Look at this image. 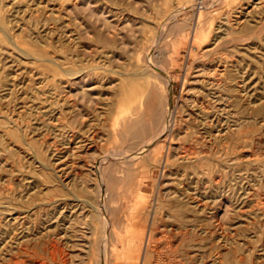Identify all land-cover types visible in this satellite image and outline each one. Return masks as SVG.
<instances>
[{
  "label": "rangeland",
  "instance_id": "374dc122",
  "mask_svg": "<svg viewBox=\"0 0 264 264\" xmlns=\"http://www.w3.org/2000/svg\"><path fill=\"white\" fill-rule=\"evenodd\" d=\"M255 5L254 24L231 32L227 18ZM220 61L216 138L195 101ZM243 76L252 104L225 88ZM261 97L264 0H0V264H101L104 240L107 264H264ZM168 104L174 127L148 155L99 167L159 136Z\"/></svg>",
  "mask_w": 264,
  "mask_h": 264
},
{
  "label": "bare ground",
  "instance_id": "6f19581e",
  "mask_svg": "<svg viewBox=\"0 0 264 264\" xmlns=\"http://www.w3.org/2000/svg\"><path fill=\"white\" fill-rule=\"evenodd\" d=\"M73 2V1H72ZM263 2V1H261ZM9 4V3H8ZM263 6V5H262ZM77 7V6H76ZM262 8V7H261ZM244 9V8H243ZM247 9V8H246ZM248 9L249 6H248ZM258 5H255L252 10H248L245 12V14L243 15H239L236 19L232 20L230 17L227 18V25L230 29L231 32L235 33L237 32L239 29H242L243 27H245L246 25L252 23L250 22L247 18L249 17V15L251 16V14H254L257 10H258ZM242 13V12H241ZM238 14V13H237ZM63 15V14H62ZM61 15V16H62ZM179 16V13L177 11H174L172 12L165 20L164 22H162L163 24L161 26H159L158 30H159V34L156 36L155 40H154V43L152 45V48L151 50L149 51L148 53V57L149 60L146 59L145 63L147 64V61H152L153 59V56L155 54V51L157 50V47H158V43L162 40V38L164 37L166 31H167V27L169 26V24L173 23L176 21V19L178 18ZM249 19L251 20V18L249 17ZM257 21V20H256ZM259 23V22H258ZM254 24V22H253ZM252 24V25H253ZM217 29V28H216ZM210 34V33H209ZM220 34V32H219ZM218 37V36H217ZM244 37V36H243ZM11 38V37H10ZM252 41V40H251ZM231 42V41H230ZM238 43V42H237ZM249 43V42H247ZM203 45V44H202ZM221 45V42H220V38H217V40L215 39V42L213 44V48H208L207 50H205V55L206 57L207 56H211L213 55L214 53H217V51L220 49ZM233 46V44H232ZM230 48V47H229ZM246 48V47H245ZM260 51V50H259ZM227 53V52H226ZM216 55V54H215ZM261 55V54H260ZM191 56V55H190ZM254 56V55H253ZM156 57V56H155ZM209 58V57H208ZM230 58V57H229ZM231 59V58H230ZM236 59V58H235ZM254 60V59H253ZM256 60V59H255ZM225 61V60H224ZM237 61V60H236ZM195 62V61H194ZM197 62V61H196ZM223 62H219L218 64L215 65V69L214 70H209V71H206L205 74H204V77H203V72H202V76H199V78L197 77V82L201 85V88L200 89V93H199V96L196 98H194V100L196 99V110L198 112V114L200 115L202 121L201 123H203V121L205 122L203 125H204V130L206 131V134H210V135H213V134H216L214 135V137H220L223 130H219L217 129V126L215 125V122H218L216 121V117H214V110H212V108L208 105L209 102H215V101H224V97L223 96L224 94H222V82H226L224 81V78L225 76H228L226 75V67L223 66L222 64ZM231 63V62H230ZM229 63V64H230ZM235 63V62H234ZM262 63V62H261ZM153 65V64H152ZM225 65V64H224ZM229 67V66H228ZM204 68V67H203ZM230 68V67H229ZM237 68V67H236ZM155 69H158V70H161L160 68H155ZM199 69V68H198ZM247 70V69H246ZM239 71V70H238ZM151 72H154V70L152 69V67L150 66H147L146 69L142 72L143 73H146L147 75ZM228 74V73H227ZM240 74V73H239ZM201 75V73L199 74ZM235 76V75H233ZM201 77V78H200ZM241 77V75H240ZM195 79V77H194ZM226 79V78H225ZM228 80V79H227ZM230 80V81H229ZM228 82H227V87L226 90L228 93H232V94H235L237 99H240V100H243L244 102H248L249 104H252L254 102H252L251 98L252 96H250L249 92H248V87H247V84H246V79L245 77L243 76L241 79H229ZM171 81V80H170ZM195 82V81H194ZM196 82V83H197ZM197 83V84H198ZM199 85V86H200ZM225 85V84H223ZM225 85V86H226ZM129 87V86H128ZM252 87V86H251ZM224 88V89H225ZM166 93H168L169 95L171 94L172 92V85L169 84L165 90ZM146 93V92H145ZM93 96V95H92ZM232 96V95H230ZM234 96V95H233ZM125 100L126 102L128 103V106H130L132 104V96L130 94H128V92H126V96H125ZM169 97V96H168ZM229 97V96H228ZM193 100V99H192ZM233 100V99H232ZM260 101H262L261 103V108H264V97H261L260 98ZM243 102V103H244ZM62 103V102H61ZM189 103V102H188ZM215 104V103H214ZM221 104V103H220ZM259 104V103H258ZM193 105V104H192ZM242 107V106H241ZM166 124L164 126V128L162 129V132L159 136H156L155 138L151 139L149 142L145 143L143 148L140 150L139 153L135 154V155H132V156H129V155H126V154H122V155H119V154H116V153H113L109 156H107L105 159H102V161L99 162V167L103 166L106 162L108 161H116V160H124V161H127V160H130V162H137L139 161L142 157L148 155L150 153V151L155 147V145L158 143V142H161V140H163L164 138H166L168 136V134L171 132V130L173 129L174 127V120H173V117H172V113H171V108L169 106V104L166 106ZM222 110V109H221ZM192 115V114H191ZM237 115V114H236ZM228 116V115H227ZM230 116V115H229ZM204 118V119H203ZM225 118V117H224ZM227 118V117H226ZM237 120V119H236ZM241 120V119H240ZM221 121V120H220ZM242 121V120H241ZM207 123V124H206ZM240 123V122H239ZM242 123V122H241ZM219 125V123H218ZM236 127V125H235ZM203 128V126H202ZM220 128V127H219ZM223 128V127H222ZM220 128V129H222ZM217 129V130H216ZM231 129V128H230ZM228 130V129H227ZM232 130V129H231ZM185 131V130H184ZM225 131V130H224ZM229 131V130H228ZM227 131V132H228ZM186 133V132H185ZM226 133V132H225ZM225 136V135H224ZM169 139V138H168ZM202 139V138H201ZM178 140V139H177ZM209 142V141H208ZM213 142V141H212ZM202 143V142H201ZM210 144V143H209ZM214 144V143H213ZM184 147V146H183ZM185 150V149H184ZM241 150V149H240ZM178 151V150H177ZM190 151V150H189ZM239 151V150H238ZM191 152V151H190ZM112 153V152H111ZM188 154V153H187ZM186 154V155H187ZM191 154V153H189ZM192 155H194V153H192ZM179 157V156H178ZM195 157V156H194ZM235 157V156H234ZM30 158V157H29ZM177 158V157H176ZM189 158V157H187ZM183 159V165L184 164H189L191 163L190 159ZM121 161V160H120ZM197 161V160H196ZM30 162V161H29ZM182 162V161H181ZM194 163V162H193ZM234 164V163H233ZM182 165V164H181ZM191 165V164H190ZM189 165V166H190ZM215 165V164H214ZM231 165V164H230ZM158 166V165H157ZM196 166V165H195ZM170 167V166H169ZM97 168V167H96ZM172 170V169H171ZM98 171V170H97ZM104 172V171H103ZM97 174V173H96ZM102 174V173H101ZM176 174V173H175ZM100 175V174H99ZM72 176V175H71ZM100 178V177H99ZM65 180V179H64ZM102 183V182H101ZM100 183V184H101ZM218 186V185H217ZM244 188V187H243ZM107 187H105V189L101 188L100 189V198H101V206L100 208L98 209V212L101 214L104 215V217L106 216L105 218V226L106 228L109 227V222H110V219L108 218V214L110 213V209L108 208L107 209V204H106V194L104 195V192H107ZM241 191V190H240ZM169 193V192H168ZM32 194V193H31ZM181 196V195H180ZM193 196V195H192ZM28 197V196H27ZM187 198V197H186ZM182 199V198H181ZM74 201V200H73ZM185 201V200H184ZM190 201H192V203H189L188 204V209L190 208V211L193 213V214H202L201 212H203V210L201 209V205H199L196 201H194L192 198H190ZM187 202V201H186ZM189 202V201H188ZM197 203V204H196ZM176 206V205H175ZM178 206V205H177ZM91 207V206H90ZM179 207V206H178ZM176 208V211L178 209V213L180 214H177L175 215V219L177 221H183V216L181 215L182 211H184V209L187 208V206L184 204L180 205L179 208ZM242 207V206H241ZM247 207V206H246ZM92 208V207H91ZM94 208V207H93ZM203 208V207H202ZM248 208V207H247ZM17 209V208H16ZM11 210V209H10ZM228 210V209H226ZM244 210V209H243ZM205 211V210H204ZM27 212V211H26ZM207 212V211H206ZM226 212V211H225ZM186 213V212H185ZM5 214V213H4ZM27 214V213H26ZM184 214V213H183ZM187 214V213H186ZM81 215V214H80ZM173 215V214H172ZM217 215V214H216ZM191 216V215H190ZM203 216V215H202ZM211 216V215H210ZM218 216V215H217ZM24 217V216H23ZM22 217V218H23ZM21 218V219H22ZM25 218V217H24ZM27 218V217H26ZM25 218V219H26ZM65 219V218H64ZM215 219V217H214ZM173 221V220H172ZM11 222H12V225L13 226H16L18 225L19 223V214L18 212H16L15 209L12 210V215H11ZM27 222V221H26ZM195 222V221H194ZM24 223V222H23ZM22 223V224H23ZM178 223V222H177ZM10 224V223H9ZM190 226V225H189ZM24 230V229H23ZM21 231V230H20ZM88 233V232H87ZM107 233V232H106ZM23 233H21L20 235H22ZM215 234V233H214ZM37 235V234H36ZM28 236V235H27ZM28 238V237H27ZM17 239V238H16ZM20 239V238H19ZM25 239V238H24ZM37 239V238H36ZM20 242V241H19ZM230 242V241H229ZM17 243V242H16ZM26 243V242H25ZM23 244V242H22ZM19 245V244H18ZM20 246V245H19ZM227 247V246H226ZM108 245H107V241L104 240L103 241V247H102V253H103V257H104V260L101 264H107L108 263V258H107V253H108ZM87 251V250H86ZM63 258V257H62ZM56 260V259H55Z\"/></svg>",
  "mask_w": 264,
  "mask_h": 264
}]
</instances>
